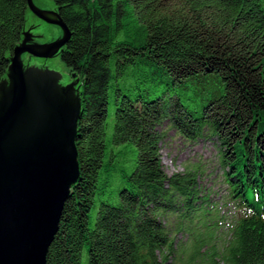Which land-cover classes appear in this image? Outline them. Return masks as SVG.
Here are the masks:
<instances>
[{"label": "trees", "instance_id": "1", "mask_svg": "<svg viewBox=\"0 0 264 264\" xmlns=\"http://www.w3.org/2000/svg\"><path fill=\"white\" fill-rule=\"evenodd\" d=\"M53 4L70 31L60 59L80 80L79 173L46 264H175L162 217L175 215L181 229L202 195L194 171L163 170V121L187 139L216 141L239 210L223 264H264V0ZM27 10V0H0V81ZM205 80L191 97L174 91ZM203 94L200 107L183 102ZM126 147L130 171L108 188ZM200 252L194 245L189 258Z\"/></svg>", "mask_w": 264, "mask_h": 264}, {"label": "water", "instance_id": "2", "mask_svg": "<svg viewBox=\"0 0 264 264\" xmlns=\"http://www.w3.org/2000/svg\"><path fill=\"white\" fill-rule=\"evenodd\" d=\"M27 7L59 27L61 34L40 43L32 41L31 28H24L0 81V264H46L48 247L79 173L77 78L63 85L58 72L25 65L22 58L25 52L56 56L70 31L55 8L41 9L32 0H27Z\"/></svg>", "mask_w": 264, "mask_h": 264}, {"label": "rangeland", "instance_id": "3", "mask_svg": "<svg viewBox=\"0 0 264 264\" xmlns=\"http://www.w3.org/2000/svg\"><path fill=\"white\" fill-rule=\"evenodd\" d=\"M32 1L41 9H54L53 0ZM25 28H31V33L36 34L37 41L38 39L41 41L50 40L61 34L59 27L40 21L29 9L26 12ZM45 63L47 68L59 73L61 84L73 83L77 78L74 87L75 89L79 88V77L71 76V72L59 56L52 57ZM31 65H35V63ZM205 85L206 80L196 84L188 82L187 87H175L174 91H178L177 93L182 98L184 95L191 97L198 87ZM205 101L206 94L200 98L183 99L185 104L191 106L198 104L199 107ZM158 130L162 133L159 155L163 170L167 174L194 171L199 184L200 195L204 199L202 203V199L198 200L195 204V210L193 213L191 212L189 218H185L186 221L180 224L182 228L179 230L178 226L175 227V215L168 213L162 217L173 240V253L170 255V259L175 264H208L209 255L215 249L217 253L214 258L215 261L218 264H223L222 256L239 210L229 197V188L223 179V169L220 166L216 141L210 138L205 139L202 136L194 140L187 139L178 134L167 121H163L158 126ZM110 133L111 124L107 129V135L109 136ZM124 150L126 151L124 156L115 158L116 162L113 166L115 173L112 181V176L108 179L110 183L108 188L119 186L121 183L124 184L123 171H130L131 149L126 147ZM194 245L198 246L201 252L197 258L191 260L189 255Z\"/></svg>", "mask_w": 264, "mask_h": 264}, {"label": "flooded vegetation", "instance_id": "4", "mask_svg": "<svg viewBox=\"0 0 264 264\" xmlns=\"http://www.w3.org/2000/svg\"><path fill=\"white\" fill-rule=\"evenodd\" d=\"M38 18V17H37ZM38 19H40V18H38ZM40 21H42V22H45L44 20H42V19H40ZM45 23H47V22H45ZM48 24H50V23H48ZM52 25H54V24H52ZM55 27H57L56 25H54ZM34 38H33V40L30 38V40L29 41H37V38H36V34L34 35V34H31ZM39 36V35H38ZM40 38V37H39ZM56 38V36L55 37H53L52 39H50V40H39L38 39V41L37 42H40V43H44V42H49V41H52V40H54ZM56 56H59L60 57V53L59 54H57ZM55 57V56H54ZM22 58H23V63L25 64V65H27V64H34L35 63V65H37V66H40V67H47L46 66V63L45 62H47V60L48 59H50V58H44V57H37V56H32V55H30L29 53H27V52H25V53H23L22 54ZM52 58V57H51ZM31 60H33V61H31ZM35 61V62H34ZM34 62V63H33ZM38 62V63H37Z\"/></svg>", "mask_w": 264, "mask_h": 264}]
</instances>
